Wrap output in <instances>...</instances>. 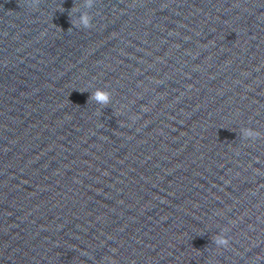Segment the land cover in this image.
<instances>
[{
    "label": "water",
    "instance_id": "95a60500",
    "mask_svg": "<svg viewBox=\"0 0 264 264\" xmlns=\"http://www.w3.org/2000/svg\"><path fill=\"white\" fill-rule=\"evenodd\" d=\"M0 264H264V0H0Z\"/></svg>",
    "mask_w": 264,
    "mask_h": 264
}]
</instances>
